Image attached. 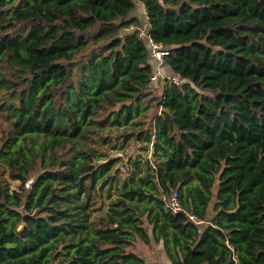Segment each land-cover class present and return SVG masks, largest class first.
Wrapping results in <instances>:
<instances>
[{
  "label": "trees",
  "instance_id": "obj_1",
  "mask_svg": "<svg viewBox=\"0 0 264 264\" xmlns=\"http://www.w3.org/2000/svg\"><path fill=\"white\" fill-rule=\"evenodd\" d=\"M151 241L264 264V0H0V264H147Z\"/></svg>",
  "mask_w": 264,
  "mask_h": 264
},
{
  "label": "rangeland",
  "instance_id": "obj_2",
  "mask_svg": "<svg viewBox=\"0 0 264 264\" xmlns=\"http://www.w3.org/2000/svg\"><path fill=\"white\" fill-rule=\"evenodd\" d=\"M140 4L135 5L136 10L138 7L140 8ZM141 9V8H140ZM139 9V10H140ZM142 10H144V7L142 6ZM141 11V10H140ZM163 67V66H162ZM164 71H157L156 78L157 82H154V86L159 87L161 83L163 82L164 78L168 75H166V67L164 66ZM139 145V144H138ZM138 145L135 147H126L124 150H115L112 152V156L119 157L121 159V162L119 164V175L120 177H127L129 171L128 169H133V166H131V161L136 159L137 157H143L141 151L138 149ZM9 185L11 189L18 188V181L11 179L8 177ZM106 199L102 198L98 200V205L102 208L106 205ZM149 229V228H148ZM135 250L139 255H141L147 264H169V261L165 255L164 248L162 246V243H154L150 242L149 244H143L141 242H137L135 245Z\"/></svg>",
  "mask_w": 264,
  "mask_h": 264
},
{
  "label": "built area",
  "instance_id": "obj_3",
  "mask_svg": "<svg viewBox=\"0 0 264 264\" xmlns=\"http://www.w3.org/2000/svg\"><path fill=\"white\" fill-rule=\"evenodd\" d=\"M136 30H137V35L139 37H146L147 38L148 44H149L150 49H151V52H150L151 58L157 64L156 70L151 76L152 80H154L156 78L157 71H161V68L163 65V59L165 56H167L170 53L171 47H162L160 44L155 43L153 41V39L151 38L150 34L148 33L146 26L138 27V28H136ZM171 78L175 83H177V84L179 83L177 76H172ZM167 206L174 213L178 212L180 210V203H179L176 191H173L171 197L169 198ZM190 219L196 223H200L193 215H190Z\"/></svg>",
  "mask_w": 264,
  "mask_h": 264
}]
</instances>
